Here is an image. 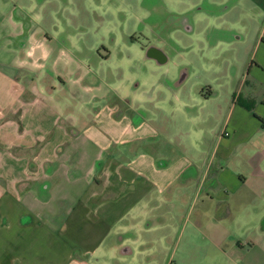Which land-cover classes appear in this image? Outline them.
I'll return each instance as SVG.
<instances>
[{"label": "crops", "instance_id": "1", "mask_svg": "<svg viewBox=\"0 0 264 264\" xmlns=\"http://www.w3.org/2000/svg\"><path fill=\"white\" fill-rule=\"evenodd\" d=\"M213 4L206 43L197 50H206L214 76L200 95L184 87L189 72L181 86L170 76L145 79L136 84L145 94L117 97L127 106L104 96L77 129L40 101L51 90L30 96L31 74L0 66V264H140L155 247L142 234L173 227L180 233L164 232L160 240L174 244L170 259L189 229V242L202 236L216 259L264 260V0ZM53 53L36 41L22 57L30 61L21 63L45 70ZM221 59L231 73H220ZM77 141L98 152L89 171L79 173L87 176L85 194L63 220L26 205L28 197L48 199L56 164ZM234 227L245 244L231 239Z\"/></svg>", "mask_w": 264, "mask_h": 264}, {"label": "rangeland", "instance_id": "2", "mask_svg": "<svg viewBox=\"0 0 264 264\" xmlns=\"http://www.w3.org/2000/svg\"><path fill=\"white\" fill-rule=\"evenodd\" d=\"M213 1L0 0V66L5 65L8 72L12 68L19 73L27 71L31 74L35 82L28 90L30 96L41 94L43 88L44 91L51 90L50 94L46 91L43 97L39 96L40 101L53 106L63 115L66 123L73 121L77 129H82L86 121H91L104 96L113 97L119 105L127 106L125 100H118L120 95L145 94L148 89L136 87L145 79L163 80L166 76L178 79L181 72L188 71L191 75L184 87L187 86L189 93L200 95L214 76L206 50L199 53L197 50L201 43H206L207 24L211 22L208 11L214 9ZM220 7H224L223 4L217 8ZM185 18L192 20V33L181 28L180 20ZM248 27L253 29L251 25ZM43 40L54 49V57L47 62L49 67L44 70L22 65V61H30L27 57L22 60L27 50H31L36 41ZM23 44L26 46L22 47ZM150 47L162 49L169 58L168 63L158 65L148 59ZM57 57L59 60H55ZM216 64L221 67L220 73L232 72L222 59ZM100 78L107 83H117L118 87L100 85ZM20 81L23 83V77ZM37 86L40 91H37ZM158 145L167 151L166 154L177 155L168 143ZM97 156L94 147L82 141L66 146L56 164L55 178L50 179L52 191L48 199L40 201L38 197H28L26 205L36 208L43 215H56L63 220L80 198L79 194H85L87 190V176L80 179L79 173L85 175ZM62 185L67 189L66 194L60 191ZM62 205L63 212H56ZM209 230L208 227L202 231L206 233ZM230 230L233 231V241L245 244L240 235L241 229L234 227ZM180 231L173 227L147 235L143 233L155 243V247L151 254L136 257L143 260L139 263L147 264V259H151V264H264V260L256 263L251 256L240 260L241 257L233 258V254L229 260H222V257L216 259V255L212 254L213 246L202 236L200 239L198 236L194 243L189 242V229L184 231L180 243L176 245V257L170 259L169 252L172 247L175 249L174 244L169 240L160 243L161 235L165 232L173 238ZM243 246L248 251L249 247ZM167 248L171 249L168 251ZM157 255L159 262L156 263Z\"/></svg>", "mask_w": 264, "mask_h": 264}, {"label": "water", "instance_id": "3", "mask_svg": "<svg viewBox=\"0 0 264 264\" xmlns=\"http://www.w3.org/2000/svg\"><path fill=\"white\" fill-rule=\"evenodd\" d=\"M184 31L187 33L193 32V26H186L183 27ZM147 58L154 60L158 65H165L168 63L169 58L165 54V52L162 49L156 48V47H150L147 51ZM189 73L188 71H183L180 74L179 80H178V86H181L187 79H188Z\"/></svg>", "mask_w": 264, "mask_h": 264}, {"label": "flooded vegetation", "instance_id": "4", "mask_svg": "<svg viewBox=\"0 0 264 264\" xmlns=\"http://www.w3.org/2000/svg\"><path fill=\"white\" fill-rule=\"evenodd\" d=\"M188 15V14H187ZM186 15V16H187ZM188 17V16H187ZM192 18V17H191ZM181 19V18H180ZM181 22V28H183L184 27V25H186L187 27L188 26H190V25H192L193 26V23H192V20L191 19H189V18H185V20H180ZM179 23V24H180Z\"/></svg>", "mask_w": 264, "mask_h": 264}]
</instances>
